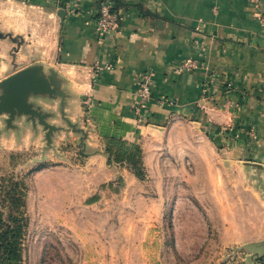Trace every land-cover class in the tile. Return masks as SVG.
I'll list each match as a JSON object with an SVG mask.
<instances>
[{
  "label": "crops",
  "instance_id": "1",
  "mask_svg": "<svg viewBox=\"0 0 264 264\" xmlns=\"http://www.w3.org/2000/svg\"><path fill=\"white\" fill-rule=\"evenodd\" d=\"M118 1L112 0L118 29L98 32L99 0H0V80L32 65L46 74L55 70L66 116L86 132L87 145L96 146L85 157L103 174L100 182L113 177L100 146L115 138L139 146L147 177L187 179L156 186L169 195L164 203L177 193L208 195L205 179L224 175L221 159L264 157V21L250 0ZM260 7L264 18V0ZM188 56L206 69L176 71ZM95 65L102 69L95 72ZM207 70L217 83L212 97L200 99ZM145 71L153 73L151 115L140 123L132 106ZM35 102L59 105L43 95ZM23 120L14 128L1 124L2 146L36 149L40 143V157H62L66 139L78 136L64 128L58 112L50 121L62 128L49 145L39 125Z\"/></svg>",
  "mask_w": 264,
  "mask_h": 264
},
{
  "label": "rangeland",
  "instance_id": "2",
  "mask_svg": "<svg viewBox=\"0 0 264 264\" xmlns=\"http://www.w3.org/2000/svg\"><path fill=\"white\" fill-rule=\"evenodd\" d=\"M75 135L62 157L0 143V264H264V157H225L208 195L164 203L156 186L186 178L140 177L127 142L106 139L113 177L100 182L96 146Z\"/></svg>",
  "mask_w": 264,
  "mask_h": 264
},
{
  "label": "water",
  "instance_id": "3",
  "mask_svg": "<svg viewBox=\"0 0 264 264\" xmlns=\"http://www.w3.org/2000/svg\"><path fill=\"white\" fill-rule=\"evenodd\" d=\"M114 1L115 4L119 2L118 0ZM60 12L62 13V9ZM150 13L158 16L156 13ZM56 75L53 69L46 74L42 66L32 65L0 80V132L1 124L6 129L14 128L18 126L14 124V121L23 118V123L31 121L33 127H36V125L41 127L46 144L49 145L53 133L62 128V126L50 121L58 112L60 119L66 124L65 129L82 134L81 137L86 136V132L65 114L66 93L59 87L60 81ZM42 95L50 100L58 98V108L48 109L35 102L37 96ZM81 144H84V139Z\"/></svg>",
  "mask_w": 264,
  "mask_h": 264
},
{
  "label": "built area",
  "instance_id": "4",
  "mask_svg": "<svg viewBox=\"0 0 264 264\" xmlns=\"http://www.w3.org/2000/svg\"><path fill=\"white\" fill-rule=\"evenodd\" d=\"M62 1V0H58ZM255 10L258 12L257 17L263 23L264 18L261 15L260 0H250ZM112 0H101L99 3L98 16L95 21V28L98 32L116 31L119 27L120 14L112 9ZM176 71L183 72L192 69H206L205 63L194 56H188L176 65ZM102 68L95 65L94 71L98 72ZM153 73L145 71L141 73L135 91L133 102V113L140 123L147 122L151 113L149 110V101L151 99V87L153 85ZM217 83L215 72L207 70L200 82V99L212 97V90Z\"/></svg>",
  "mask_w": 264,
  "mask_h": 264
},
{
  "label": "trees",
  "instance_id": "5",
  "mask_svg": "<svg viewBox=\"0 0 264 264\" xmlns=\"http://www.w3.org/2000/svg\"><path fill=\"white\" fill-rule=\"evenodd\" d=\"M112 9L114 11H118L117 7L114 6V3L112 4ZM111 140H115V138H112ZM116 140H118L122 144L126 143L125 141L120 140V139H116ZM123 148L124 149H122L121 156L123 157V159L126 160L127 165L130 166L138 176L143 177L144 176V168H143V164H142V160H141V150H140L139 146L134 144V143H131V144L126 143L125 147H123ZM115 158L118 159L120 157H115ZM1 238L3 239L2 232H0V240H1ZM8 244H6L5 247H8ZM0 253H1V255L4 254L2 251H0Z\"/></svg>",
  "mask_w": 264,
  "mask_h": 264
}]
</instances>
